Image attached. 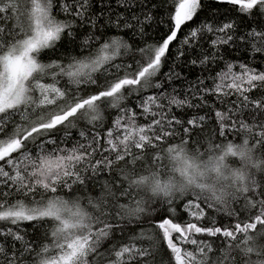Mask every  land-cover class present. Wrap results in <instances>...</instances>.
I'll return each mask as SVG.
<instances>
[{
    "label": "snow or ice",
    "instance_id": "obj_1",
    "mask_svg": "<svg viewBox=\"0 0 264 264\" xmlns=\"http://www.w3.org/2000/svg\"><path fill=\"white\" fill-rule=\"evenodd\" d=\"M0 264H264V0H0Z\"/></svg>",
    "mask_w": 264,
    "mask_h": 264
},
{
    "label": "trees",
    "instance_id": "obj_2",
    "mask_svg": "<svg viewBox=\"0 0 264 264\" xmlns=\"http://www.w3.org/2000/svg\"><path fill=\"white\" fill-rule=\"evenodd\" d=\"M164 30H165V29H164V27H163V25H162V26L160 27L159 32H156V31L150 32V38H151V39H158L159 35H162V34H163ZM163 71H167V67H165V68L163 69ZM207 101H208L209 104H215L217 108L222 107L219 103H217L215 97H213V96H208V97H207ZM194 103H199V101H194ZM173 110L176 111L175 109H173ZM198 111H199V114H204V113H206V112H210L211 110H210L209 108H203V109H200V110H198ZM177 114L180 115V113H177ZM192 114H193V110H186V117H187V116H191ZM186 117H185V118H186ZM182 214H183V215H182ZM213 215H215V214H213ZM179 216H180V218H181V222H182L183 220L187 219L186 214H184L183 212H180V213H179ZM217 218H218V220H220L221 223H227V222H228V221H227V218H220V217H217ZM31 231H32V229L29 228V232H31Z\"/></svg>",
    "mask_w": 264,
    "mask_h": 264
},
{
    "label": "bare ground",
    "instance_id": "obj_3",
    "mask_svg": "<svg viewBox=\"0 0 264 264\" xmlns=\"http://www.w3.org/2000/svg\"><path fill=\"white\" fill-rule=\"evenodd\" d=\"M183 215V214H182Z\"/></svg>",
    "mask_w": 264,
    "mask_h": 264
}]
</instances>
